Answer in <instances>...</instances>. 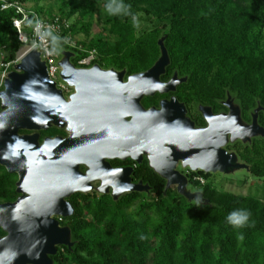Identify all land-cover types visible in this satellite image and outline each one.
I'll return each mask as SVG.
<instances>
[{
	"label": "trees",
	"instance_id": "1",
	"mask_svg": "<svg viewBox=\"0 0 264 264\" xmlns=\"http://www.w3.org/2000/svg\"><path fill=\"white\" fill-rule=\"evenodd\" d=\"M10 1L63 23L77 16L59 37L52 36L60 58L62 50L69 51L64 39L91 32L92 25L86 21L100 5L108 38L98 36L90 47L81 45L84 50L70 49L76 67L94 51L91 66L126 70L128 76L143 73L160 58L158 42L166 37L171 65L162 80L175 73L187 78L177 97L191 108L200 127L206 123L196 112L198 106L211 107L215 114L227 112L224 102L229 95L241 107L246 123L252 122L258 106L264 109V0H58L59 15L53 17L44 9L27 6L43 0ZM14 18L15 13L2 11L0 4V49L5 50L6 64L15 62L25 46L19 41ZM139 18L150 22L148 29L138 28L135 20ZM146 101V105L152 103ZM259 124L264 128V111ZM58 134L57 129L50 133ZM227 150L250 164V175L264 179V138L250 144L236 142ZM190 173L191 186L208 205L190 203L175 189L165 196L166 182L147 162L137 179L149 185V195L128 194L115 202L111 196L75 194L69 199L74 216L61 221L62 227L71 229L74 246L59 247L51 257L53 264H264V194L222 193L208 183L213 175ZM200 177L204 185L194 180ZM17 182V175L0 166V205L18 199ZM132 206L141 221L128 218L126 212ZM238 209L248 211L250 217L248 225L235 229L226 217ZM5 235L0 229V237Z\"/></svg>",
	"mask_w": 264,
	"mask_h": 264
},
{
	"label": "water",
	"instance_id": "2",
	"mask_svg": "<svg viewBox=\"0 0 264 264\" xmlns=\"http://www.w3.org/2000/svg\"><path fill=\"white\" fill-rule=\"evenodd\" d=\"M165 40L158 42L160 58L153 67L130 76L127 83L126 70L105 71L98 65L78 69L71 61L75 54L62 51L60 78L76 91L69 101L50 79L36 49L8 75L0 92V166L18 176L19 197L0 205V229L6 234L0 237V264H53L51 257L59 247L72 249L71 229L58 219L72 218L75 209L68 200L90 194L96 181L101 182L96 189L101 195H109L112 188L115 202L128 194L151 193L148 185L133 184V169L114 170L107 159L130 158L142 164L145 156L150 169L166 182L165 196L176 187L180 196L200 205L209 201L188 188L179 165L206 175L250 171L227 147L264 138L261 106L251 123L243 120L241 107L230 95L224 102L227 112L215 115L211 107L200 106L206 128H197L175 97L161 102L160 110L143 108L144 98L175 93L187 82L178 73L162 81L171 65ZM52 127L66 129L69 137L41 144L40 133ZM81 166L89 170L84 174Z\"/></svg>",
	"mask_w": 264,
	"mask_h": 264
},
{
	"label": "built area",
	"instance_id": "3",
	"mask_svg": "<svg viewBox=\"0 0 264 264\" xmlns=\"http://www.w3.org/2000/svg\"><path fill=\"white\" fill-rule=\"evenodd\" d=\"M0 4L2 11H13L15 13L13 24L17 30L19 41L25 44L22 56L18 55L15 62L6 64L3 61L0 64V92L4 89L5 80L11 73V66L13 65L15 67L18 65L22 57L34 49L39 51L42 61L46 63L50 79L58 84L59 89L67 90L66 86L60 84L58 81L61 72L59 66L60 55L53 47L52 36L59 37L64 28H69V24L66 22L63 23L59 18H43L31 12L23 4L17 1L0 0ZM32 16L34 20L31 23ZM64 43L66 46L73 47L70 37L64 39ZM95 55L96 52H91L88 58L79 63V66H91L92 62L95 60ZM1 112L2 109L0 105V113ZM194 180L203 185L205 184L204 179L201 177ZM62 220L63 219H59L60 222Z\"/></svg>",
	"mask_w": 264,
	"mask_h": 264
},
{
	"label": "rangeland",
	"instance_id": "4",
	"mask_svg": "<svg viewBox=\"0 0 264 264\" xmlns=\"http://www.w3.org/2000/svg\"><path fill=\"white\" fill-rule=\"evenodd\" d=\"M57 1L58 0H43L37 5L29 3L27 4V6L33 10L36 8L44 9L46 12L51 13L50 15H52L53 17L56 15H59L57 12V7H56ZM103 18H104L103 10L100 5H97V7L94 9L89 19L86 21V23H89L90 25H92L91 32L84 33L83 31H80L78 34L74 35V37L72 36L73 40H71V42L74 48L67 46L69 51L72 52L70 49L84 50L85 48L83 49L81 45H86L87 47H90L92 44V41L95 40L98 36L104 37L105 39H107L108 37L103 32V27H104ZM76 19H77V16L73 17L70 20H67V22H69L70 25H73ZM142 19L144 18L136 19L135 23L137 24L140 30L148 29L150 26V22L146 19L145 20H142ZM23 52H24V48H21L18 55L22 56ZM5 57H6L5 50L0 49V64L4 61ZM58 81L60 84H63L67 87L66 83L63 82L60 76L58 77ZM240 162L247 166L250 165L241 156H240ZM208 183L212 185L217 191L222 192V193L230 192V193L238 194L242 196L258 195V197H261L264 194V179L254 178L247 171L236 172L235 174H231L227 176L222 175V174H216V175H213L209 179ZM173 189L176 190V188H173ZM189 189L192 192H200L194 186H190ZM126 214L128 218L133 222H139L142 220L141 217L137 215L136 206L130 207L127 210Z\"/></svg>",
	"mask_w": 264,
	"mask_h": 264
},
{
	"label": "flooded vegetation",
	"instance_id": "5",
	"mask_svg": "<svg viewBox=\"0 0 264 264\" xmlns=\"http://www.w3.org/2000/svg\"><path fill=\"white\" fill-rule=\"evenodd\" d=\"M75 66V65H74ZM94 66V65H93ZM93 66H88V67H80V66H78V67H76V68H78V69H90V68H92ZM99 66V65H98ZM101 67V66H100ZM101 69L102 70H105V71H107V70H111V69H106V68H103V67H101ZM117 71H119V70H117ZM123 71V70H122ZM119 72H121V71H119ZM179 76V75H178ZM130 76H128V74L126 73V76H125V78H124V81H125V83H127V81H128V78H129ZM173 77V76H172ZM172 77L170 78V79H168L167 81H164V82H169L171 79H172ZM164 78V77H163ZM162 78V79H163ZM180 78V77H179ZM180 79H182V78H180ZM163 81V80H162ZM57 85V88L59 89V87H58V84H56ZM67 85V84H66ZM184 84H182L181 86H183ZM181 86H179L178 88H177V90H176V92L175 93H171V94H168V95H161V94H156L154 97H152V98H144L142 101H141V104H142V106H143V108H145L146 110H149V109H151V108H155V109H157V110H160L161 109V102H163V101H170L171 100V98H173V97H175V98H177V100L179 101V103L180 104H184L185 105V107H186V109H187V117L188 118H190L194 123H195V125H196V127L197 128H206L207 127V123H206V120H205V118H204V116L202 115V113L199 111V107L200 106H203V105H199L198 106V108L196 109V112L198 113V115H200L203 119H204V121H205V123H206V126H203V127H200L199 125H197V123H196V121H194L193 120V116H192V114H194L193 113V111L191 110V108H189V107H187V105L184 103V102H182V101H180L179 99H178V97H177V92H178V89L181 87ZM67 90H61L62 92H63V95H64V97H65V99L67 100V101H69V99H70V97L72 96V95H74L75 93H76V91H75V89L74 88H70L68 85H67ZM73 91H72V90ZM148 99H150L151 101H152V103L150 104V105H146V104H148V102L146 101V100H148ZM204 107H207V106H204ZM215 114V113H214ZM215 115H218V114H215ZM129 121H130V119H129ZM119 126H121V128H123V126L122 125H120V124H116V128H120ZM54 129H57L58 131H59V134L58 135H56V136H54L53 137V135H50V133H52V132H54ZM50 132V133H49ZM42 133H44V135H42ZM30 135V134H32V133H26V132H23L22 133V135ZM40 137H41V144H43V142H44V140L45 139H55V138H63V139H67L68 137H69V135H68V133H67V131H66V129H58V128H56V127H52L51 129H49L48 131H46V132H41L40 133ZM102 141V144L104 145V143H103V140H101ZM102 150V149H101ZM106 162L111 166V168L112 169H114V170H119V169H133V174H132V180H133V184H138V183H140V182H142L143 183V185H148V184H144V182L142 181V180H139V179H137V174H138V172H139V170H141V169H143V166L146 164V162L148 163V165H149V162H148V159H147V157H143V161H142V164H137V163H135L133 160H131L130 158H128L127 160H125V161H123V160H120V159H107L106 160ZM89 169L86 167V166H81L80 167V171L82 172V173H86L87 171H88ZM177 171L178 172H180L182 175H184L187 179H188V183H189V186H188V188L191 186V180H190V171L189 170H184L183 168H182V166H178V168H177ZM101 186V182L100 181H96V182H94L93 183V188L95 189V190H93L91 193H94V194H98V195H101V194H99L97 191H96V189H98L99 187ZM149 186V185H148ZM173 188H176V187H173ZM173 188H171V189H173ZM170 189V190H171ZM90 193V194H91ZM111 194H112V188L110 189V194L109 195H107V196H111ZM144 194V193H143ZM101 196H105V195H101ZM68 202H69V200H68ZM58 221H59V219H58ZM60 222V221H59ZM60 225H61V222H60Z\"/></svg>",
	"mask_w": 264,
	"mask_h": 264
},
{
	"label": "clouds",
	"instance_id": "6",
	"mask_svg": "<svg viewBox=\"0 0 264 264\" xmlns=\"http://www.w3.org/2000/svg\"><path fill=\"white\" fill-rule=\"evenodd\" d=\"M250 213L244 209L232 211L226 217V221L235 229H240L248 225ZM243 238L242 236L240 237Z\"/></svg>",
	"mask_w": 264,
	"mask_h": 264
},
{
	"label": "snow or ice",
	"instance_id": "7",
	"mask_svg": "<svg viewBox=\"0 0 264 264\" xmlns=\"http://www.w3.org/2000/svg\"><path fill=\"white\" fill-rule=\"evenodd\" d=\"M157 87H159V85H157Z\"/></svg>",
	"mask_w": 264,
	"mask_h": 264
}]
</instances>
